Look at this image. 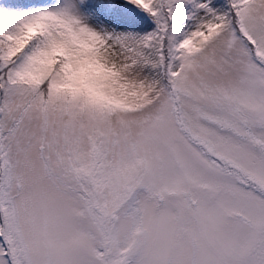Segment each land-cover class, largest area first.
Masks as SVG:
<instances>
[{"label": "snow or ice", "instance_id": "1", "mask_svg": "<svg viewBox=\"0 0 264 264\" xmlns=\"http://www.w3.org/2000/svg\"><path fill=\"white\" fill-rule=\"evenodd\" d=\"M0 264H264V0H0Z\"/></svg>", "mask_w": 264, "mask_h": 264}]
</instances>
